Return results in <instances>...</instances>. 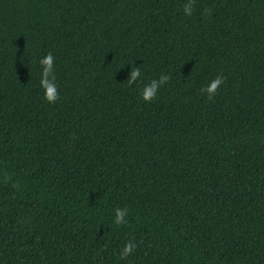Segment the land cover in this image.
I'll return each instance as SVG.
<instances>
[{
  "label": "trees",
  "instance_id": "16d2710c",
  "mask_svg": "<svg viewBox=\"0 0 264 264\" xmlns=\"http://www.w3.org/2000/svg\"><path fill=\"white\" fill-rule=\"evenodd\" d=\"M188 3L0 0V264H264V0Z\"/></svg>",
  "mask_w": 264,
  "mask_h": 264
},
{
  "label": "clouds",
  "instance_id": "9594fccd",
  "mask_svg": "<svg viewBox=\"0 0 264 264\" xmlns=\"http://www.w3.org/2000/svg\"><path fill=\"white\" fill-rule=\"evenodd\" d=\"M192 2L193 0H189V3L186 4L184 6V13L185 15H191V12H192ZM51 56V55H50ZM136 73L134 72L133 75H135ZM222 78L217 76L210 84V87L207 88V92L209 94H213L215 92V90L217 89V87L222 84ZM152 96V89L150 90H146L144 92V98L145 99H149L151 98ZM51 99V98H50ZM117 212V223L120 222V220L123 218V216L125 215L124 211L123 210H119L117 209L116 210ZM132 245L131 244H128V245H125V248H124V254H127L128 252H130L132 250Z\"/></svg>",
  "mask_w": 264,
  "mask_h": 264
}]
</instances>
